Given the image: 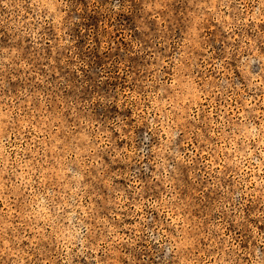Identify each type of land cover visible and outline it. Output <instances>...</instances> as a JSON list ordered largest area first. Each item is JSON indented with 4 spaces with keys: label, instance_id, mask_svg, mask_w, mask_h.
<instances>
[{
    "label": "rangeland",
    "instance_id": "obj_1",
    "mask_svg": "<svg viewBox=\"0 0 264 264\" xmlns=\"http://www.w3.org/2000/svg\"><path fill=\"white\" fill-rule=\"evenodd\" d=\"M0 264H264V0H0Z\"/></svg>",
    "mask_w": 264,
    "mask_h": 264
}]
</instances>
